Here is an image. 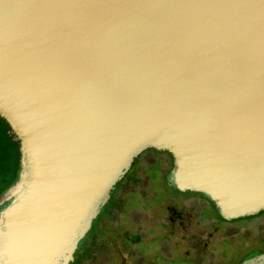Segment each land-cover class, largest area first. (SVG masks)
Wrapping results in <instances>:
<instances>
[{"label":"water","instance_id":"water-1","mask_svg":"<svg viewBox=\"0 0 264 264\" xmlns=\"http://www.w3.org/2000/svg\"><path fill=\"white\" fill-rule=\"evenodd\" d=\"M0 117L18 150L0 264H71L147 149L170 154L176 190L254 215L264 0H0Z\"/></svg>","mask_w":264,"mask_h":264},{"label":"flooded vegetation","instance_id":"flooded-vegetation-1","mask_svg":"<svg viewBox=\"0 0 264 264\" xmlns=\"http://www.w3.org/2000/svg\"><path fill=\"white\" fill-rule=\"evenodd\" d=\"M135 163L141 169L124 183ZM171 166L168 152L143 151L78 252L90 240L92 250L83 260H75L77 252L71 264H239L251 252H264L252 244L255 228L236 224L251 215L225 218L201 193L176 190L166 178ZM151 167H157L152 177Z\"/></svg>","mask_w":264,"mask_h":264},{"label":"rangeland","instance_id":"rangeland-1","mask_svg":"<svg viewBox=\"0 0 264 264\" xmlns=\"http://www.w3.org/2000/svg\"><path fill=\"white\" fill-rule=\"evenodd\" d=\"M14 141L11 140V153L9 154V158L6 159V164L4 163L1 167L4 169L3 172V176H0V191L6 186L8 185L14 178L15 175V171H16V167H17V146L14 145L13 143ZM140 157H143L140 156ZM138 163V162H137ZM135 163L134 166L132 167V173L128 174L125 182L127 183L128 177L131 176V174H135L136 172H138L141 168H139V165ZM0 168V169H2ZM157 168V167H155ZM154 167H151V169L149 171H147L146 173L148 174L149 172H151V177L153 176ZM162 172H164V169L161 168V170H157V174L162 175ZM159 175V176H160ZM123 183V184H124ZM136 195H138L136 193ZM135 195V197H136ZM138 197V196H137ZM236 224L238 225H249L250 227H252L253 229L255 228L256 231V237H255V241H253V246L255 248H260L261 250H264V240L260 239L258 236V233L264 236V210L259 211L258 213L251 215L250 217H245V218H240L237 220ZM93 244L94 241L90 240L88 243L86 242L84 244V246L82 247V252H78L75 256V260H83L84 256L86 257V254L88 252H90L93 248Z\"/></svg>","mask_w":264,"mask_h":264},{"label":"trees","instance_id":"trees-1","mask_svg":"<svg viewBox=\"0 0 264 264\" xmlns=\"http://www.w3.org/2000/svg\"><path fill=\"white\" fill-rule=\"evenodd\" d=\"M11 134H10V128L0 117V168L5 163L6 159L9 158V154L11 153ZM14 145L17 146V142H13ZM18 155V150H17ZM18 158V156H17ZM4 168V167H3ZM0 169V176H3L4 169ZM1 178V177H0Z\"/></svg>","mask_w":264,"mask_h":264}]
</instances>
